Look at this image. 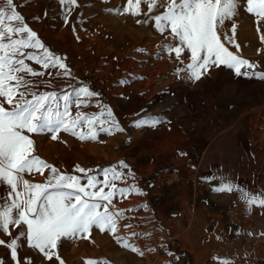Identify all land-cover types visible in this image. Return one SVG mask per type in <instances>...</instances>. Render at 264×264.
<instances>
[{
  "label": "rangeland",
  "instance_id": "374dc122",
  "mask_svg": "<svg viewBox=\"0 0 264 264\" xmlns=\"http://www.w3.org/2000/svg\"><path fill=\"white\" fill-rule=\"evenodd\" d=\"M14 3L25 23L52 52L65 58L71 70V78L46 75L42 79L50 80L54 87L41 86L40 90L87 86L99 96L81 111L111 109L113 119L123 129L114 130L111 135L100 133L96 141L84 142L63 132L56 141L47 135L33 134L34 154L61 173L76 176H83L75 170L76 166L92 169L90 174H95V170L123 161L129 167L120 170L130 171L131 175L118 186L134 184L143 193L114 200L118 209H135L125 212L117 235L128 238L143 252L142 256L121 247L112 234L95 228L88 239L62 240L57 254L65 264H86L88 260L104 264H191V243L202 237L198 228L203 220L206 225V219L180 216L183 211L178 200L162 201L174 197L191 167L210 170L225 179H233L236 171L245 170L249 164L257 170L264 169V80L236 76L225 66L213 67L199 81L187 79L184 70L190 62L189 53L182 54L181 63L174 54L169 56L162 51L163 46L172 43L167 32L158 33L154 22L136 23L148 19L144 2L139 16L110 11L123 10L127 0H76L70 9L60 0ZM162 11L158 5L149 15ZM232 23L237 26L236 43L240 49L228 45L230 50L257 65L250 73H264V42L260 40L264 21L259 24L258 33L255 18L242 5L222 31L231 35ZM75 111L73 107L72 112ZM148 117L161 122L155 127L135 126L136 121ZM163 168L177 169L179 181L157 186L152 178ZM259 190L264 192V187L257 186L255 192ZM18 231L10 227L15 235ZM132 232L138 235L133 237ZM18 257L20 264H27L26 257L31 258L32 264H59L55 257L49 261L27 246L18 249ZM0 262L16 264L3 245Z\"/></svg>",
  "mask_w": 264,
  "mask_h": 264
},
{
  "label": "snow or ice",
  "instance_id": "6c2138e0",
  "mask_svg": "<svg viewBox=\"0 0 264 264\" xmlns=\"http://www.w3.org/2000/svg\"><path fill=\"white\" fill-rule=\"evenodd\" d=\"M142 2L147 3L145 15L148 19L136 23L154 22L158 33L167 32L172 43L163 46L162 51L169 56L174 54L181 63L182 54L189 53L190 62L184 70L187 79L199 81L213 67L225 66L236 76L264 80V73H250L256 64L229 48L231 45L237 51L240 49L236 43V24L232 23L231 35L222 31L243 5L244 11L255 18L259 33V24L264 21V0H127L123 10L110 11L139 16ZM60 3L70 9L76 0H60ZM158 5L163 9L161 14L149 15ZM17 8L14 0H0V185L7 189V195L0 197V233L10 237L8 241L0 239V245L10 251L16 264H20L18 249L22 246L38 250L49 261L55 257L59 264H65L56 251L61 241L88 239L95 228L101 233L112 234L121 247L142 256L143 252L130 244L128 238L117 235L119 221L125 218V212L135 209H118L114 200L127 199L132 194L143 195L134 184L118 186V182L131 175L130 171L120 170L128 169L125 162L95 170V174H90L94 172L92 169L76 166L75 170L83 174L76 176L61 173L34 154L33 134L47 135L56 141L63 132L84 142L96 141L100 133L111 135L114 130L123 129L113 119L111 109L101 108L94 113L81 111L99 96L87 86L40 90L41 86L54 87L50 80L42 79L46 75L71 78V70L65 58L52 52L25 23ZM260 40L264 42V35ZM160 122L148 117L136 121L135 126L155 127ZM46 170L49 175L43 183L24 178L37 173L43 176ZM213 191L231 192L233 186L222 183ZM243 198L249 206L264 208V193H243ZM10 227L19 229L15 237L11 236ZM130 235L138 234L132 232ZM25 260L32 264L30 257ZM86 264L104 262L88 260ZM221 264L230 262L223 260Z\"/></svg>",
  "mask_w": 264,
  "mask_h": 264
},
{
  "label": "crops",
  "instance_id": "0c3cea01",
  "mask_svg": "<svg viewBox=\"0 0 264 264\" xmlns=\"http://www.w3.org/2000/svg\"><path fill=\"white\" fill-rule=\"evenodd\" d=\"M260 168L257 170L253 164H249L245 170L236 171L233 179H225L218 178L210 170L191 167L184 174L181 187L176 188L174 197L162 201L169 203L178 200L179 209L183 211L180 216L206 219V225L203 220L198 228L202 237L191 243V264H221L223 260L230 264H264V208L249 206L243 198V193H264L262 190L255 192L257 186L264 187V169ZM46 177L45 171L43 176L37 173L25 175L24 178L43 183ZM222 183L231 184L233 191H213ZM6 195V187L0 185V197ZM10 233L16 236L14 232ZM0 239L8 241L10 237L0 233ZM219 245H222L221 248Z\"/></svg>",
  "mask_w": 264,
  "mask_h": 264
},
{
  "label": "built area",
  "instance_id": "2783aa9c",
  "mask_svg": "<svg viewBox=\"0 0 264 264\" xmlns=\"http://www.w3.org/2000/svg\"><path fill=\"white\" fill-rule=\"evenodd\" d=\"M152 179L157 186H169L177 183L180 175L177 169H162L157 171Z\"/></svg>",
  "mask_w": 264,
  "mask_h": 264
},
{
  "label": "bare ground",
  "instance_id": "6f19581e",
  "mask_svg": "<svg viewBox=\"0 0 264 264\" xmlns=\"http://www.w3.org/2000/svg\"><path fill=\"white\" fill-rule=\"evenodd\" d=\"M262 132V131H261ZM264 132V131H263ZM243 134V133H242ZM262 134V133H261ZM46 142V141H45ZM236 220V219H235Z\"/></svg>",
  "mask_w": 264,
  "mask_h": 264
}]
</instances>
